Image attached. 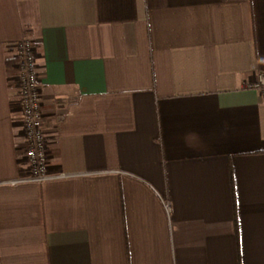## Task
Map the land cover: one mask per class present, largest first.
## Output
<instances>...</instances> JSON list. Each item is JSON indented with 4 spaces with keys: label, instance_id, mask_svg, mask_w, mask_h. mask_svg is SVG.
I'll return each instance as SVG.
<instances>
[{
    "label": "crops",
    "instance_id": "crops-1",
    "mask_svg": "<svg viewBox=\"0 0 264 264\" xmlns=\"http://www.w3.org/2000/svg\"><path fill=\"white\" fill-rule=\"evenodd\" d=\"M24 37L64 174L42 182L23 180ZM259 72L264 0H0V264H264Z\"/></svg>",
    "mask_w": 264,
    "mask_h": 264
},
{
    "label": "built area",
    "instance_id": "built-area-1",
    "mask_svg": "<svg viewBox=\"0 0 264 264\" xmlns=\"http://www.w3.org/2000/svg\"><path fill=\"white\" fill-rule=\"evenodd\" d=\"M12 46L16 68L14 84L26 140L25 157L28 174L23 180L42 182L64 174L50 173L47 166V142L43 128L41 84L35 46L27 37L22 38ZM244 87L264 92V72L257 73L254 79L245 83Z\"/></svg>",
    "mask_w": 264,
    "mask_h": 264
}]
</instances>
